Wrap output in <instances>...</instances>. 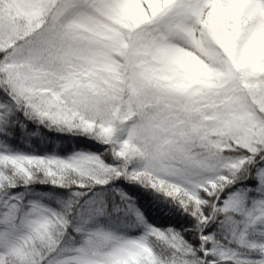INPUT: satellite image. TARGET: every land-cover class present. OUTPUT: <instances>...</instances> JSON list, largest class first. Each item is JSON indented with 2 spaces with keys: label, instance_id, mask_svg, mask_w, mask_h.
Returning a JSON list of instances; mask_svg holds the SVG:
<instances>
[{
  "label": "snow or ice",
  "instance_id": "6c2138e0",
  "mask_svg": "<svg viewBox=\"0 0 264 264\" xmlns=\"http://www.w3.org/2000/svg\"><path fill=\"white\" fill-rule=\"evenodd\" d=\"M0 264H264V0H0Z\"/></svg>",
  "mask_w": 264,
  "mask_h": 264
}]
</instances>
